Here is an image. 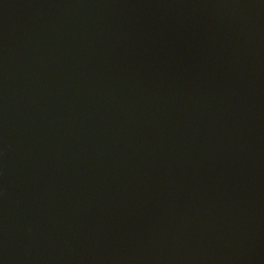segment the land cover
<instances>
[{
  "label": "water",
  "instance_id": "water-1",
  "mask_svg": "<svg viewBox=\"0 0 264 264\" xmlns=\"http://www.w3.org/2000/svg\"><path fill=\"white\" fill-rule=\"evenodd\" d=\"M0 264H264V0H0Z\"/></svg>",
  "mask_w": 264,
  "mask_h": 264
}]
</instances>
